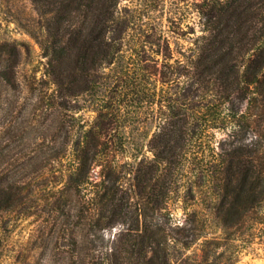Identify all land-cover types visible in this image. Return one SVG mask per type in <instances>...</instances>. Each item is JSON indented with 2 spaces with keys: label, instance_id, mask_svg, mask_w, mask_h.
I'll return each mask as SVG.
<instances>
[{
  "label": "rangeland",
  "instance_id": "1",
  "mask_svg": "<svg viewBox=\"0 0 264 264\" xmlns=\"http://www.w3.org/2000/svg\"><path fill=\"white\" fill-rule=\"evenodd\" d=\"M207 4L119 0L113 61L57 109L46 17L0 0V50L20 61L15 88L0 82V183L18 188L0 264H264L255 51L202 65Z\"/></svg>",
  "mask_w": 264,
  "mask_h": 264
},
{
  "label": "trees",
  "instance_id": "2",
  "mask_svg": "<svg viewBox=\"0 0 264 264\" xmlns=\"http://www.w3.org/2000/svg\"><path fill=\"white\" fill-rule=\"evenodd\" d=\"M32 1L47 20L48 36L43 45L47 56L46 73L57 84L56 92L61 99L54 103L61 109L65 106L62 98L88 90L93 80L90 78L92 71L103 62H112L119 50L116 32L107 37L109 31L119 29V0ZM208 1H217L218 6L209 8L211 11L203 9L209 33L201 46L202 65L213 69L212 60L228 58L235 48L242 52L255 51L249 56L247 71L250 69L251 74L245 72L243 75L249 82H256L264 103V0H203V3H210ZM217 8L219 13H213ZM3 47L0 50V82L15 88L18 54L12 45L3 44ZM222 79H226V73ZM17 192L18 188L12 186L4 190L0 183V212L17 206ZM159 257L156 253L146 264H161Z\"/></svg>",
  "mask_w": 264,
  "mask_h": 264
}]
</instances>
